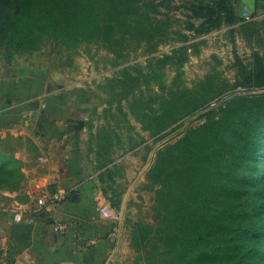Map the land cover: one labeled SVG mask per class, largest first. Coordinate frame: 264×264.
<instances>
[{
	"label": "trees",
	"instance_id": "trees-1",
	"mask_svg": "<svg viewBox=\"0 0 264 264\" xmlns=\"http://www.w3.org/2000/svg\"><path fill=\"white\" fill-rule=\"evenodd\" d=\"M35 1L0 0V50L7 51L8 59L57 41L118 48L123 58L127 53L122 50L133 43L168 38L170 13L179 12L186 18L185 28L170 33L198 43L174 48V57L160 60L159 65H165L184 60L188 50L205 44L203 37L213 32L250 28L242 27L235 13L237 0H40L41 8L34 11ZM158 16L161 30L149 26ZM157 47L153 44L148 52ZM238 62L243 71L240 85L264 88V65L258 62V68L249 70ZM205 118L168 152H159L149 172L167 163L155 206L160 233L173 245L150 251L148 264H215L218 255L225 264H264V93L233 95ZM83 127L81 123L76 128L79 132ZM22 178L18 162L0 153V186L17 188ZM110 189L115 209L123 194Z\"/></svg>",
	"mask_w": 264,
	"mask_h": 264
},
{
	"label": "rangeland",
	"instance_id": "rangeland-1",
	"mask_svg": "<svg viewBox=\"0 0 264 264\" xmlns=\"http://www.w3.org/2000/svg\"><path fill=\"white\" fill-rule=\"evenodd\" d=\"M193 1L176 0L179 4ZM35 5L38 11L41 1ZM239 8L242 27L249 25V29L213 32L203 37L205 44L188 50L181 62L159 65L163 57H174V48L198 43V39L181 41L170 33L185 28L186 18L179 12L170 13L169 37L153 39L158 45L154 53L148 52L153 44L145 40L141 46L133 43L124 48L123 58L118 48L110 51L96 44L57 41L32 54L16 55L39 63L51 78L78 96V105L75 99L72 102L86 109L93 132L91 153L98 167L115 169L105 181L110 180L119 193L131 187L134 191L124 209L123 201L115 208L123 224L109 264H148L150 251L173 245L168 235L160 233L155 206L167 163L162 161L158 172L149 174L159 160L158 153L168 152L189 129L203 125L205 114L225 105L231 96L264 93L263 87L240 85L243 71L238 62L249 70L264 65V15L243 2ZM161 23L158 16L149 26L161 30ZM7 55L5 49L0 50L1 57L8 59ZM126 91L130 92L124 98ZM201 104L195 113L187 114ZM215 264L225 263L218 255Z\"/></svg>",
	"mask_w": 264,
	"mask_h": 264
},
{
	"label": "crops",
	"instance_id": "crops-1",
	"mask_svg": "<svg viewBox=\"0 0 264 264\" xmlns=\"http://www.w3.org/2000/svg\"><path fill=\"white\" fill-rule=\"evenodd\" d=\"M242 2L264 15V0H237L238 17ZM41 67L24 56H0V153L13 157L23 175L17 188L0 186V264H109L123 223L103 219L99 209L113 208L105 179L114 166L97 168L85 107ZM53 194L63 197L55 206Z\"/></svg>",
	"mask_w": 264,
	"mask_h": 264
},
{
	"label": "built area",
	"instance_id": "built-area-1",
	"mask_svg": "<svg viewBox=\"0 0 264 264\" xmlns=\"http://www.w3.org/2000/svg\"><path fill=\"white\" fill-rule=\"evenodd\" d=\"M246 18L249 19L248 17H246ZM62 200H63L62 196H60L58 194H53L52 197H51V200L49 201V204L55 206V205H58L59 203H61ZM46 205H47V203L43 199H40L38 201V206L41 209H43ZM99 213H100V216L103 219H113V220H117L118 219L116 211L112 207H110L109 205L100 207ZM29 223L30 224L35 223V219L34 218L31 219L29 221ZM55 230L60 232V233H64L65 232V227L63 225H57L55 227Z\"/></svg>",
	"mask_w": 264,
	"mask_h": 264
}]
</instances>
